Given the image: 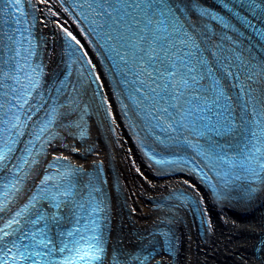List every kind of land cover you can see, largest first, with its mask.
I'll list each match as a JSON object with an SVG mask.
<instances>
[{"label":"snow or ice","instance_id":"snow-or-ice-1","mask_svg":"<svg viewBox=\"0 0 264 264\" xmlns=\"http://www.w3.org/2000/svg\"><path fill=\"white\" fill-rule=\"evenodd\" d=\"M40 4L51 16L62 11L78 18L80 34L106 62L114 94L129 101L120 102L124 115L131 111L153 142L144 145L149 160L187 167L217 201L255 195L253 185L264 184V88L258 87L264 51L257 56L255 46L245 44L251 40L245 31L264 41V0H220L223 12L201 0H0V264H105L108 258L100 165L88 172L53 155L18 205L54 142L75 152L65 140L87 138L89 110L74 95L72 65L82 61L77 77L86 71L102 87L88 53L68 41L80 45L67 29L72 59L48 75L43 37L35 35ZM96 96L107 105L102 91ZM177 199L176 207L191 205L203 217V198L181 192ZM151 235L161 237L169 254L175 249L169 232ZM154 244L133 254L113 248L109 264H151L159 255ZM262 249L264 241L257 253Z\"/></svg>","mask_w":264,"mask_h":264},{"label":"bare ground","instance_id":"bare-ground-1","mask_svg":"<svg viewBox=\"0 0 264 264\" xmlns=\"http://www.w3.org/2000/svg\"><path fill=\"white\" fill-rule=\"evenodd\" d=\"M37 7L42 11L36 13L35 35L43 37L48 75L62 69L61 34H66L62 29H67L80 40L77 46L83 45L81 51L88 53L85 59L92 60L94 72L100 78L98 84L102 87L97 89L95 84L94 94L90 78L71 77V82L77 85L74 93L77 101L88 106L87 138L65 140L69 147L76 148L75 152L54 142L47 156L41 159L67 156L72 164L84 170L93 169L92 162L101 163L110 230L107 259L111 260L113 248L133 254L150 246V241H155V247L159 246L157 236L153 237L151 231L162 228L172 235L176 246L171 255L158 248L159 255H155L151 264H264V249L257 253V246L264 241V184L253 185L258 190L251 199L217 201L192 173L179 168L154 167L138 147L137 140L138 143L145 140L143 135L136 131L129 111L124 115L122 97L114 94L111 79L106 78L96 52L80 34L77 24L62 11L51 16L45 5ZM58 8V4H53V11ZM212 27L219 32L217 25ZM258 87L264 88V79ZM97 90L107 97V105L96 96ZM178 175L189 178L202 195L176 178ZM175 190L195 200L203 198L199 205L204 211L203 217L196 212V219L185 206L176 207L179 203L166 197ZM121 259H127V255Z\"/></svg>","mask_w":264,"mask_h":264},{"label":"rangeland","instance_id":"rangeland-1","mask_svg":"<svg viewBox=\"0 0 264 264\" xmlns=\"http://www.w3.org/2000/svg\"><path fill=\"white\" fill-rule=\"evenodd\" d=\"M89 93H90V91H89ZM96 163H99V162H92V166L94 167V165H95ZM99 164L101 165V163H99ZM101 166H102V165H101ZM160 170H163V169H160ZM176 178H178L179 180H181V181H183L184 183H186V184H187L189 187H191V188L193 189V191H195L197 194L202 195L201 191H200L197 187L194 186L193 182H192L189 178H187V177H185V176H183V175H178V176H176ZM169 195H171V193L168 194L167 196L169 197ZM167 196H166V197H167ZM185 208H186L188 211H190V212L192 213V216L194 215V217H195V213H194V211H193V207H192L191 205L186 206ZM197 230H198V229H197Z\"/></svg>","mask_w":264,"mask_h":264}]
</instances>
